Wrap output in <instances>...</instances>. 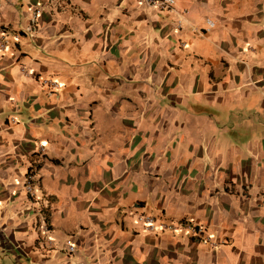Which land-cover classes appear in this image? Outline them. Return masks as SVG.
<instances>
[{
    "label": "crops",
    "instance_id": "1",
    "mask_svg": "<svg viewBox=\"0 0 264 264\" xmlns=\"http://www.w3.org/2000/svg\"><path fill=\"white\" fill-rule=\"evenodd\" d=\"M2 30L0 264H264V0H0Z\"/></svg>",
    "mask_w": 264,
    "mask_h": 264
},
{
    "label": "built area",
    "instance_id": "2",
    "mask_svg": "<svg viewBox=\"0 0 264 264\" xmlns=\"http://www.w3.org/2000/svg\"><path fill=\"white\" fill-rule=\"evenodd\" d=\"M144 2H146L147 4L154 6L158 9H172L175 3V0H142ZM40 12V9H36L32 12V19L36 20L38 14ZM210 25L212 26V23L209 22ZM7 33L5 30H2L0 32V52L4 51L7 47H8V38H7ZM13 37L16 39L18 37V33H14ZM40 82L43 85L46 86H51V87H58L59 84L54 81V80H50V79H45V78H41ZM25 187L27 189V191H31V187H32V176L29 175L26 178L25 181ZM137 221L139 222V224L141 225V227L145 230V231H155L156 229H166V230H174L176 228V224L174 223H170L167 222L165 220H161V219H156V217L152 216V215H148L145 213H140L137 215ZM184 225L186 226V228L191 232V233H202L203 229L202 227H199L197 225L191 224V223H187L185 222ZM43 229H46L45 227ZM208 241H212L210 238H207ZM213 242V241H212ZM66 248L67 251L72 253L75 251V244L71 241H68L66 243Z\"/></svg>",
    "mask_w": 264,
    "mask_h": 264
}]
</instances>
